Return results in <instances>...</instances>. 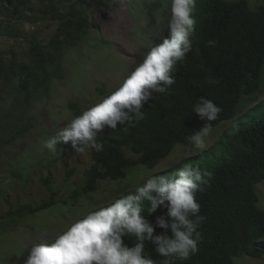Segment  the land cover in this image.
<instances>
[{
	"label": "trees",
	"instance_id": "obj_1",
	"mask_svg": "<svg viewBox=\"0 0 264 264\" xmlns=\"http://www.w3.org/2000/svg\"><path fill=\"white\" fill-rule=\"evenodd\" d=\"M111 1L0 0L2 31L8 27L5 21L12 20L5 12L16 15L15 20L26 18L27 12L33 10V3L42 8L38 10L40 17L57 24L46 42L31 41L26 54L20 56L12 50L8 61L0 56V96L12 90L14 100L20 99L21 103L23 99L29 107L31 101L47 95L51 81L63 78L64 52L76 46L88 30L99 29V24L86 13L106 12ZM196 15L193 51L176 66V83L171 95L154 94L155 98L142 109V120L124 126L118 123L115 130L104 128L100 137L104 150L90 149L92 164L85 173L84 186L73 190L72 197L96 193L98 181L122 182L134 170L152 169L176 146L187 145L186 137L206 123L192 113V108L201 97L208 98L223 109L218 119L210 122L211 128L224 122H229L230 127L212 150L184 159L174 167L175 171L191 164L212 172L208 183L197 193L200 214L205 217L199 228L200 250L192 259L177 260L176 264H234V258L240 256L261 259L264 257V211L258 208L255 188L264 182V117L243 125L234 124L233 119L240 100L257 93L261 86L264 5L250 8L246 0H198ZM167 34L166 29L164 36ZM13 36L17 49L20 47L18 34L14 32ZM162 39H155V43ZM209 41H216V45L209 46ZM209 78L219 80V84L209 85ZM98 91L103 96L110 93ZM67 106L72 119L84 110L76 102H68ZM72 173L71 170L67 176ZM50 180L51 174L41 180L47 190ZM55 195L50 191L48 201L36 207L24 205L17 212L23 209L33 215L46 210L55 204ZM149 208L150 202L145 201L142 214L154 226L158 217L170 219L164 205L152 213ZM16 213L10 211L6 216ZM162 234L172 236L170 229L155 227L154 236ZM123 241L132 247L135 238L125 236ZM145 251L158 264L165 259L149 241L145 242Z\"/></svg>",
	"mask_w": 264,
	"mask_h": 264
},
{
	"label": "rangeland",
	"instance_id": "obj_2",
	"mask_svg": "<svg viewBox=\"0 0 264 264\" xmlns=\"http://www.w3.org/2000/svg\"><path fill=\"white\" fill-rule=\"evenodd\" d=\"M246 1L250 8L264 5V0ZM32 6L26 18L15 20L16 15L5 12L7 18L12 19L5 21L6 31H2L4 23L0 24V56L5 61L11 59L12 50L20 56L26 54L31 41L46 42L57 26L55 21L40 17L38 10L42 8L37 3ZM169 9L170 0H112L108 11L86 13L99 24V29L88 30L76 46L64 52L61 57L63 78L51 81L47 95H40L29 107L23 99L21 103L20 99L14 100L12 90L0 96V117L4 116L0 121V264H15L10 258L18 257L35 243L53 239L79 214L134 190L153 172L212 150L229 129V122L211 128L206 149L199 150L198 154L186 145L177 146L154 169L134 170L122 182L98 181L96 193L79 198L72 197V192L84 186L85 173L92 164V151L87 149L77 154L71 142L58 143L55 152L43 148L45 140L71 122L68 102H76L85 109L103 96L98 90L109 93L142 61L147 47L163 34ZM14 32L20 41L17 49ZM236 113L234 124L243 125L264 117V69L259 91L243 97ZM71 170L73 173L67 176ZM49 174L50 189L47 190L41 180ZM255 190L258 208L264 211V182ZM50 191L56 193L52 207L33 215L23 209L17 212L24 205L36 207L48 201ZM10 211L17 213L7 217ZM233 262L264 264V257L240 256Z\"/></svg>",
	"mask_w": 264,
	"mask_h": 264
},
{
	"label": "clouds",
	"instance_id": "obj_3",
	"mask_svg": "<svg viewBox=\"0 0 264 264\" xmlns=\"http://www.w3.org/2000/svg\"><path fill=\"white\" fill-rule=\"evenodd\" d=\"M197 7L198 0H170L165 28L167 36H164V30L158 38L163 39L147 47L142 61L109 94L86 107L45 140L43 148L55 152L58 143L71 142L77 154L87 149L102 152L104 144L100 137L105 127L115 130L118 123L124 126L142 120V109L155 98L154 94L171 95L172 86L176 83V66L193 51L198 24ZM208 44L214 47L216 41ZM207 83L216 85L219 80L209 78ZM222 111V107L208 98L201 97L195 103L192 113L206 123L186 137V146L194 153L206 149L210 122L217 120ZM178 164H182V160ZM176 165L153 172L134 190L120 194L110 203L79 214L53 239L33 244L10 261L15 264H158L146 253V241L155 245V252L165 257L159 264H176L177 260L192 259L200 250L202 235L199 228L205 220L200 214L197 193L203 190L202 186L208 183L212 172L191 164L174 171ZM145 201L150 202L149 213L164 205L170 219L158 217L154 226L142 214ZM155 227L170 229L172 236H154ZM125 236L135 238L132 247L124 244Z\"/></svg>",
	"mask_w": 264,
	"mask_h": 264
}]
</instances>
